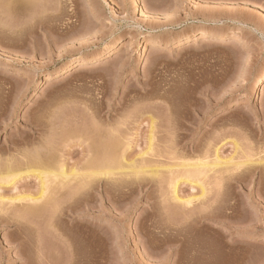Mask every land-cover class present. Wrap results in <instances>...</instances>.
Returning <instances> with one entry per match:
<instances>
[{"label": "rangeland", "instance_id": "obj_1", "mask_svg": "<svg viewBox=\"0 0 264 264\" xmlns=\"http://www.w3.org/2000/svg\"><path fill=\"white\" fill-rule=\"evenodd\" d=\"M258 10L264 0H0V152L36 125L44 133L19 154L82 172L88 145L100 155L104 142L114 170L66 195L64 215L0 223V264H264V83L246 96L264 69ZM152 120V150L130 163ZM215 148L233 165L213 169L222 181L208 171L200 199L179 184L195 197L184 210L170 194L175 165L212 162ZM18 191L36 193V181L0 193Z\"/></svg>", "mask_w": 264, "mask_h": 264}, {"label": "bare ground", "instance_id": "obj_2", "mask_svg": "<svg viewBox=\"0 0 264 264\" xmlns=\"http://www.w3.org/2000/svg\"><path fill=\"white\" fill-rule=\"evenodd\" d=\"M254 10H255V8H254ZM258 11L264 15V12H261L260 10H258ZM198 35H199V37H202L204 39L205 38L206 39H209V38L217 39L220 37V34H213V36H209V34H207L205 32L199 33V34H197V36ZM230 39L231 40H229L228 43H233L235 41H241L242 40L238 34H234ZM185 42L186 41L178 40L176 42L177 43L176 46L181 45L182 43H185ZM86 60H87V57L82 58L80 61H78L77 63L74 64V68L75 67H76V69L83 68L86 65ZM100 60H101V58H98L96 61H100ZM61 72L62 71H59L58 73H61ZM263 83H264V69L261 70V72H259V74L256 76V78H255L254 82L251 84L249 91L247 92L246 96L247 97L255 96L258 93V91H259V89ZM31 129H32V132H30L29 134H24V133H23L24 135L19 134L20 136H18V138H17V136H14L16 138L13 140L11 139L12 145L10 144V146L3 148L4 150H1L3 153L0 152L1 155L6 154L4 159H3V157L0 158V192L2 189H7V188L16 189L17 185L21 181H24L28 178H33L36 181L37 191L34 194H31L28 192H19L18 191V192H15L9 196H4L0 193V213L1 214L5 212V211H1V210H5V208H6L5 207L4 209H2L3 207H1L2 206L1 204L5 203V202L6 203L8 202V205L10 206L8 209H11V211L8 210L9 212H7V210H6L7 213H11L12 208H14V207L16 209H17V207L20 208L19 209L20 211L18 210L20 212L18 214L19 216L18 215H12V216L8 215L10 217H7L5 215L4 217H7V219H6L3 217V214H2V216L0 214V223H6V224L13 223L15 225L24 224V222L22 223V220H21L23 218L22 216L34 217L36 215L35 218L36 217L39 218L40 216L39 215L37 216V214H40L42 211L44 212L45 210H47V212L51 211L53 214L56 212H59L60 216L64 215V213H68L69 209L71 207H73V205L75 203V200L73 199L74 203L72 202V200H70V202H72L71 205L73 204L71 207H70V202H69V206L66 205L67 207H63V204L68 203L67 199H69V196L71 199L74 196H76V194L78 193L77 194V197H78V195L81 192H83V191L87 192L90 190V188L93 189V186L91 184L95 178L101 177L104 180H108V178L110 176H112L114 173V170L111 167L112 161H113V157H112L113 154L111 156V151L109 149L110 145L108 146L109 143H104V142L101 143L102 145H100V147H98L99 148L98 150H100V148H101V153L99 151L100 155L95 154L96 156L98 155L96 158L94 155V151H95V153L98 152V151L96 152V150H97V148H95L96 145H88V148H86V152L83 156V157L87 156V159L85 162H83L81 164V166L84 169L82 172H79L77 164H73L72 166L68 167L67 161H65L61 158H58V157H57V160L54 159L53 162L50 161V159H49V161H47L48 159H46L47 162L43 161L44 158H42V157L44 155L41 157L39 154L42 155V153L44 151L41 150L43 152L38 153L37 148L39 146L37 148H35V149H37V151H35L34 154H33V152L30 155L24 154V151L22 150V148H21V150L23 152H20V154H19V149H17L16 147H18L20 144H23L26 141H30V144H31V141L33 139L32 137L35 134H40L43 132V130L41 128L36 127V125H34ZM153 129H154V120H152L150 123V137L149 138H151V139L149 142L150 144L148 146V149L146 151H143L140 154H138L135 158H133V160L130 161V163L135 162V160H137L139 158H142L144 155H147L152 150L151 140H152ZM105 138H106V136H105ZM106 142H107V140H106ZM27 143L28 142H26V145H27ZM97 146H98V144H97ZM126 146L128 148V145H126ZM20 147H21V145H20ZM14 148L17 149L18 151H15ZM127 148L125 147V149H127ZM124 150H122L121 155H119L120 157L117 156L120 161H126L124 154H123ZM12 151H13V153L18 152V155H16L17 153L16 154L14 153L15 154L14 155L12 153ZM213 157L214 158H213L212 162L211 161L208 162L205 158H204L205 160L204 159H201V160L198 159L197 161L196 160L192 161L190 158H189L190 160H188L186 158V160L183 159L181 161V163L179 162L178 164L175 165V173H174L175 175L173 176V179H171L170 184H169L170 194H171L172 200L174 202H176L179 206L183 207L184 210L187 209V207H189L191 201L195 197L191 196V197H188L185 199L180 198L177 194V189H178L179 184H189L192 188H195V187L199 188L200 195H198L196 198L200 199V198L204 197V195H205L206 183L204 182L205 181L204 179L206 178L208 171H213L215 174L218 173L219 176L216 175L218 178L215 176L214 177L216 180L222 181V179H223L221 176L222 171L220 170L221 173H219V172H215L213 169L217 166H219V167H221L222 165L225 166L228 164L229 161L228 160H222L218 156V148L214 149ZM141 161H142V159H141ZM229 163H231L233 165V162H229ZM237 164H240V163L236 162V164H234V165H237ZM96 165H98V167H96ZM95 168H97V169L95 170ZM98 168H100V169L98 170ZM143 169H145V168H143ZM143 169L138 168L135 171L136 174L142 173L144 171ZM220 178H221V180H220ZM73 181L77 182L76 185L69 187V185ZM102 190L107 192V188H106L105 184L103 185ZM79 191H80V193H79ZM66 195H68L67 199L64 198V197H66ZM65 209H67V210H65ZM4 214H6V213H4ZM56 214H58V213H56ZM187 215L188 216L186 218L189 219L190 215L189 214H187ZM48 216H50V214ZM52 217H54V215H52ZM92 248L93 247H91V249ZM74 255H76V252ZM78 259H80V258H75V262H77Z\"/></svg>", "mask_w": 264, "mask_h": 264}]
</instances>
